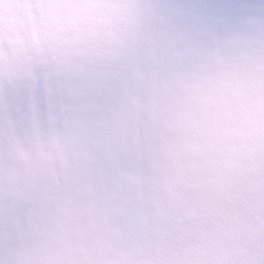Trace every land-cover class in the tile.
<instances>
[{
    "label": "clouds",
    "instance_id": "obj_1",
    "mask_svg": "<svg viewBox=\"0 0 264 264\" xmlns=\"http://www.w3.org/2000/svg\"><path fill=\"white\" fill-rule=\"evenodd\" d=\"M0 264H264V0H0Z\"/></svg>",
    "mask_w": 264,
    "mask_h": 264
}]
</instances>
